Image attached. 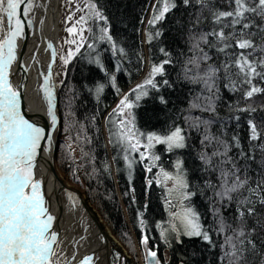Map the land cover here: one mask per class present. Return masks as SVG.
<instances>
[{"label":"trees","instance_id":"trees-1","mask_svg":"<svg viewBox=\"0 0 264 264\" xmlns=\"http://www.w3.org/2000/svg\"><path fill=\"white\" fill-rule=\"evenodd\" d=\"M86 1L94 4L106 19L94 16L91 9L83 46L65 65L57 85L54 163L63 179L81 192L105 221L113 237L124 246L128 256H123L121 264L140 263L134 244L143 246L144 235L148 236L146 247L157 252L160 264H227L222 259L224 252L229 250L226 238L241 228L246 234L243 238L244 264H264V205L249 191L264 179V150L260 147L264 138L250 140L248 124L252 120L258 131L264 132V93L246 99L247 85L238 83L237 91L226 87L229 79L224 75L223 65L242 51L235 47L241 25H232L231 17H224L217 23L215 14L232 11L235 7L232 0H206L203 6L197 0H190L187 5L183 0H172L176 6L155 24H149V20L153 18V5H157V0ZM242 23L252 25L243 32L254 44V48L243 51L249 60L264 59V19L250 15ZM103 29H107V33ZM221 30L226 36L235 37L228 41L232 47L219 51L223 44L215 36L208 37L214 46L200 44L210 57L200 62V73L203 74L209 65L221 69L216 88L209 92L203 83L186 79L185 68L193 69L189 75L196 74L197 70L188 64L197 55L193 51L194 38ZM107 35L112 37L111 41L101 39ZM166 60L170 62L164 64L163 74L150 76L153 66ZM231 71L234 73L235 69ZM148 79H152L155 87L144 83ZM231 79L237 80V77L232 75ZM253 83L264 88V81L258 78ZM138 85L144 87L137 89ZM125 96L133 104L129 119L137 133L139 147L145 145L141 139L147 135L165 136L177 127L185 136V147L169 151L164 143H154L151 149L145 150L143 160L140 148L138 152L126 153L125 145L115 143L111 135L116 131L114 123L120 119L111 114ZM209 96L214 112L204 110ZM245 108L255 111H240ZM197 118L211 123L194 128L191 125ZM205 136L215 139L209 142ZM217 141L229 146L227 157H213V166L208 167L201 156L223 152V145ZM126 154L128 160L124 159ZM228 157L232 162L221 165L220 162ZM129 161H133L131 172L127 166ZM175 163L177 172L182 171L187 181L185 191L193 194L185 203L198 216L197 222L208 232L211 243L202 236L189 237L183 230L179 236L167 231V241L161 238V231L169 229L170 213L164 187L155 179L156 168L171 171ZM233 163L240 169V179L247 178L248 183L232 193L231 200L221 199L216 195L221 190L220 170L221 167L225 171L232 170ZM149 167L151 171L146 170ZM246 197L253 201L251 205L241 204ZM249 206L255 208L254 214L245 212L241 219L238 208ZM221 221L225 225L222 232ZM142 260L144 262L143 254Z\"/></svg>","mask_w":264,"mask_h":264},{"label":"snow or ice","instance_id":"snow-or-ice-1","mask_svg":"<svg viewBox=\"0 0 264 264\" xmlns=\"http://www.w3.org/2000/svg\"><path fill=\"white\" fill-rule=\"evenodd\" d=\"M184 4H189L190 0H183ZM202 6L206 0H197ZM235 5L232 11L219 12L215 14V21L219 23L224 17H231L232 25H241V31L239 33V39L235 40V47L241 49L238 55L231 58L230 62H226L223 65L224 75L229 79V84L226 87H230L232 91H237V84L247 85L249 90L244 92L246 99L252 98L257 93H264V88L257 87L254 83V79H260L264 81V59L259 61L249 60L248 56L243 50L254 48V44L250 38H245L243 32L244 29L252 27L250 23H242L247 20L250 15L259 16L264 19V0H232ZM160 5V7H157ZM157 5H153L154 15L149 24H155L156 22L163 20L165 14L168 13L176 5L172 0H157ZM34 0H0V264H59V261L54 259L57 256L54 246H58V234L52 231V224L55 219L53 215L48 212V208L45 206L46 201L42 191V181L35 178L34 167L35 158L37 156V150L40 148L41 140H44L45 129L37 126L35 123L25 119L21 112V93L17 88H14L10 81V68L14 61H16L17 39L22 37L25 32V20L29 17V14L33 11ZM93 10L94 16L101 20L106 18L96 10L94 4L89 5ZM71 19V17H69ZM85 17L81 16L80 21L83 22ZM5 21L7 22L5 25ZM28 25H31V21L27 20ZM69 33L74 32V28L67 29ZM107 33V29L102 30ZM83 29L80 31L81 43L77 44L76 40L67 41L70 44H77L75 52L69 50L67 58H63L64 63L68 64L69 60L80 51V47L83 46ZM160 35L159 32L156 33ZM215 36L217 41L223 44V47L219 48V51L224 52L225 49L232 47L233 45L228 41L235 37L226 36L224 31L203 33L198 39H195L193 44V51L197 53L192 59L188 61V64L193 65L197 70L195 75H189L193 69L186 66L185 78L191 80L193 83H203L205 88L212 92L216 88L217 74L221 71L220 68L209 65L203 74L200 73V62L208 61L210 57L200 47L201 42L212 47L209 43L208 37ZM107 38L112 40L110 35L101 36V39ZM152 37L149 36V41ZM51 48L52 45L49 44ZM89 48L92 45H88ZM115 48V45H113ZM122 52L123 49H120ZM163 51V49H161ZM55 57V52L53 53ZM166 60L158 66H153L150 76L156 74H163L164 64L169 63ZM96 63H100L97 59ZM235 69L233 73L231 70ZM235 75L237 80H232L231 76ZM113 83L115 77L112 78ZM150 84L153 87L152 79H148L144 82ZM167 83V81H165ZM144 85H138L137 89L143 88ZM45 98L48 102L47 113L51 117V128L55 129L57 124V116L55 114L54 103V85L51 84V65L49 66V73L44 77V84L42 85ZM99 92L100 89H97ZM135 91V90H134ZM146 94V93H145ZM137 100L140 96L137 95ZM208 100V106L205 111H215L212 104V97L206 98ZM133 107L131 102H128L127 96L120 101L117 109L113 110L111 115H118L120 119L114 123L116 128L115 132L111 135L114 137V142L125 145L124 151L126 153H134L139 151V140L136 139L137 133L133 131L131 112ZM240 111H255V109L245 108ZM238 119V117H237ZM210 121H202L197 118L192 123V127L199 128L201 124L207 126ZM250 136L252 141H259L264 138V132L258 131V126L252 120L248 121ZM147 144L144 145L146 151L153 147V141L156 143H164L167 145L168 150L171 151L174 148L185 147V136L182 133V129L177 127L175 131L166 137L161 138L155 134H149L146 137ZM212 137L205 136V140L211 142ZM235 139V138H234ZM47 140L51 143V133L47 135ZM112 142V141H110ZM203 143V141H202ZM217 143L223 145L224 151H214L211 156L203 154L201 159L206 166H213V157H227L229 146L224 141H217ZM237 147H239V141H236ZM264 150V144L260 145ZM242 156L243 152L240 153ZM141 159L145 157V153H140ZM149 160L152 157H148ZM128 160V155L124 157ZM158 159V157H156ZM254 159V157H253ZM231 158L222 160L221 165L224 163H231ZM133 161L128 162V168L131 172ZM179 169V165H178ZM147 171H151V168H146ZM240 169L236 165L232 164V170L225 171L223 167L220 170L221 178V190L216 193L221 199H232V193L240 191L248 183L247 178L240 179L238 173ZM174 179L173 188L169 190V193L177 192L182 199H188L192 193H188L185 190L188 188L186 179L184 178L182 171L177 172L175 177H169ZM131 180V175L129 176ZM149 184L152 181H148ZM210 187L212 185H209ZM249 191L254 197H256L260 204L264 205V179H261L255 188H250ZM171 204V201H168ZM253 201L249 198H245L241 204L251 205ZM239 215L243 219L245 212L248 215H253L255 208L252 206L244 208H238ZM175 219L179 221V227L176 223H171L169 229L162 230L161 238L167 241L166 232L172 231L180 235L181 229L183 234L191 236H202L205 241L211 243V237L206 230H202L199 225L198 216L191 209H188L182 214H174ZM141 227L144 222L141 220ZM159 227V225H158ZM225 225L223 221L220 224V231H224ZM246 234L243 228L234 230L233 236L226 238V244L228 246L227 251L224 252L222 259L226 260L227 264H244L246 249L243 247ZM239 243V247L236 242ZM141 243L147 245L148 236L142 237ZM252 243V241H248ZM254 247V245H253ZM119 254H117L118 256ZM75 258V257H73ZM148 264H160L157 259V252L148 250L146 254ZM93 256L86 255L80 260L79 264H92Z\"/></svg>","mask_w":264,"mask_h":264},{"label":"bare ground","instance_id":"bare-ground-1","mask_svg":"<svg viewBox=\"0 0 264 264\" xmlns=\"http://www.w3.org/2000/svg\"><path fill=\"white\" fill-rule=\"evenodd\" d=\"M59 3V0L58 2L55 0H34L33 11L29 17L31 25L26 23L25 40L22 42V37L17 39V59L10 68V73L13 71L10 76L14 82L20 86L21 90L25 86L27 101H31L35 111H41L40 122L43 124L46 120L47 125L45 126L48 133L50 129L52 130L51 118L47 113L48 102L46 100L43 105L40 104L35 82L40 80L42 72L45 73L49 56L56 50L57 42L61 37ZM42 8H45L44 12ZM6 23L5 21V25ZM49 44L52 45L51 48ZM53 67L54 62L51 68V82L55 84ZM55 130L56 127L53 130L54 140L51 138V143L48 142L47 136L45 145L40 143L42 147L40 146L39 150L42 152L43 159L36 162L38 172L35 173L36 178L42 181L45 206L48 208V212L55 217L51 229L58 234V246H54L57 256L54 259L58 260L59 264H79L84 256L91 255L93 256L92 264H106L111 242L108 238L102 237L101 232L98 231L99 221H97L99 223L97 225V222H94L90 216L92 210H87L83 206L82 200L85 199L83 195L75 194L70 190V188H75L64 183L53 157L54 171L49 168L52 163L49 153L52 148H55L56 143ZM143 264H146L145 259Z\"/></svg>","mask_w":264,"mask_h":264},{"label":"rangeland","instance_id":"rangeland-1","mask_svg":"<svg viewBox=\"0 0 264 264\" xmlns=\"http://www.w3.org/2000/svg\"><path fill=\"white\" fill-rule=\"evenodd\" d=\"M59 2H60L59 8L61 12V20H60L61 37L57 42L56 55H55V61L53 67V79L55 81L56 89H57V85L60 83L63 77L64 69L66 65L62 57L67 58V53L69 52V50L75 52L77 44L81 43V35H80L81 29H83L82 36L84 40L87 31V19L91 13V8L89 7L90 4L86 0H59ZM81 16L85 17V20L83 22L77 23L78 21H80ZM69 17H71V19H69ZM69 28H74V32L69 33L67 31V29ZM70 40H76L77 44L67 43V41ZM127 112H129L128 109L125 110V115H127ZM57 116H58V110H57ZM169 134H171V132ZM167 135L160 137L163 138L166 137ZM56 136H57V132H56ZM141 140L144 142L145 145L147 144L146 137H144ZM154 143L156 142L153 141V144ZM141 146L142 147L139 146L138 147L141 149V152L145 153L146 150L145 147L143 145ZM156 169H157L156 170L157 176L155 179L163 185L162 187H164V191L167 199L166 203L170 213L169 216L170 224L176 223L177 226L179 227V221L175 219L174 214H182L190 208L185 203L186 199H182L177 192H172L171 194L169 193V190L172 189L174 185V179H170L169 177H175L177 175V163L174 164V167L171 171H160V168L158 167ZM63 181L66 184H68L70 187H73L75 188V190L79 191L76 187L70 185L65 180ZM168 201H171V204H169ZM86 203L89 206V208L93 211L96 219L100 223L103 232L105 233L106 236H108L111 242L110 243L111 248L109 252V264H121L123 256H128V254L126 253L127 252L126 249L113 237L109 228L106 226L105 221L98 214L97 210L93 208L87 201ZM134 246H135V252L138 259V263L140 262L139 264H143V260H142V254L144 259L143 246L137 243L134 244ZM117 254L119 255L117 256ZM163 257L164 258L167 257L166 250L163 251Z\"/></svg>","mask_w":264,"mask_h":264},{"label":"water","instance_id":"water-1","mask_svg":"<svg viewBox=\"0 0 264 264\" xmlns=\"http://www.w3.org/2000/svg\"><path fill=\"white\" fill-rule=\"evenodd\" d=\"M55 1L58 2V0H55ZM44 9H45V8H42V11H43V12H44ZM31 13H32V12H31ZM31 13L29 14V17L31 16ZM29 17L25 20V25H26V23H27V20H29ZM25 28H27V25H26ZM22 39H23V40H22V42H23V41L25 40V33H24V35L22 36ZM54 52H55V55H56V50H54V51L50 54L49 59H48V63H47V65H46V67H45V73L42 72V74H40V75H41V76H40V80L35 82V87L37 88L38 99H39L41 105H43L44 102L47 100V99L45 98V95H44V92H43L42 85L44 84V82H43V81H44V77H45L46 74L49 72V66L51 65V68H52L53 62L55 61V57H53V53H54ZM16 72H18V71H16ZM12 73H13V71H12ZM12 73H10L11 76H12ZM18 73L20 74V72H18ZM11 76H9V78H10V81H11L13 87H14V88H17V89L20 91V93H21V101H20V103H21V112H22V114L24 115L25 119H28L30 122L35 123V124H36L37 126H39V127H43V128L45 129V137H46V136L48 135V131H47V128H46V126H45V125H47V122H46V120L44 121L43 124L40 122V121H41V114H40L41 111H39V110H36V111H35V110H34L31 101H30V100H29V102L27 101V98H26V97H27V96H26V88H25V86H24V87L22 88V90H21L20 86L14 82V79L11 78ZM40 81H41V84H40ZM51 84L53 85L54 83L51 82ZM54 86H55V89H53V91H54V103H55V114H56V112H57V89H56V85H55V84H54ZM56 116H57V114H56ZM50 118H51V117H50ZM57 124H58V116H57ZM57 126H58V125H56L55 135H56V132H57ZM49 132L51 133V138H53V137H54V136H53V130L50 129ZM55 139H56V136H55ZM53 140H54V138H53ZM40 143L44 146V145H45V139H44V140H41ZM41 147H42V146H41ZM53 147H54V146H53ZM54 149H55V148H52L51 151H50V153H49V159H51V161H52V157L54 158ZM38 150H39V149H38ZM38 150H37V156H36V158H35V162H34V163H35V167H34V175H35V173L38 172V168H36V162H40V161L43 159L41 150H39V151H38ZM52 165H53V161H52V163H51V166L49 165V168L51 169V171H54ZM35 178H36V176H35ZM36 179H37V178H36ZM64 183H65V182H64ZM69 187H70V186H69ZM70 190L74 191L75 194L81 196V193H80L79 191H77V190H75V189H72V188H70ZM82 204H83V206H85V207L87 208V210H91V209L89 208V206L87 205L85 199L82 200ZM90 212H91V211H90ZM90 216H91V218L93 219L94 222H97V221H98V220L96 219V217H95L93 211H92V214H90ZM96 224L98 225L99 223L97 222ZM98 231L101 232L102 237H104V238H106V239L108 238V236H106L105 233L103 232V230H102V228H101L100 225H98ZM108 239H109V238H108ZM110 248H111V245H110ZM114 249H115V248H114ZM148 250H149V249H148L145 245H143L144 259H145V263H146V264H148V261H147V259H146V254H147V251H148ZM109 252H110V249H109ZM157 259H158V255H157ZM106 264H109V256H107V258H106Z\"/></svg>","mask_w":264,"mask_h":264}]
</instances>
